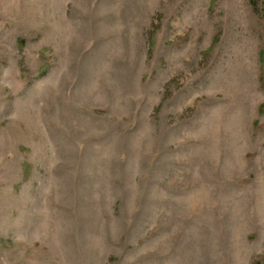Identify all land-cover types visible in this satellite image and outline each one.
I'll list each match as a JSON object with an SVG mask.
<instances>
[{"label": "rangeland", "instance_id": "1", "mask_svg": "<svg viewBox=\"0 0 264 264\" xmlns=\"http://www.w3.org/2000/svg\"><path fill=\"white\" fill-rule=\"evenodd\" d=\"M0 264H264V0H0Z\"/></svg>", "mask_w": 264, "mask_h": 264}]
</instances>
